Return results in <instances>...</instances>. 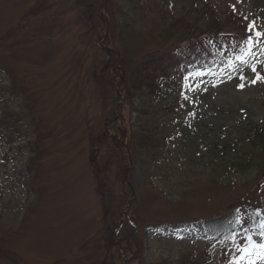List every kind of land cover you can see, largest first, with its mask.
<instances>
[{
    "label": "rangeland",
    "instance_id": "rangeland-1",
    "mask_svg": "<svg viewBox=\"0 0 264 264\" xmlns=\"http://www.w3.org/2000/svg\"><path fill=\"white\" fill-rule=\"evenodd\" d=\"M49 1L33 21L48 35L36 39L21 19L36 0H0V264H264L253 228H233L235 254L207 231L245 201L264 218V151L250 141L264 126V46L249 60L257 72L209 69L202 57L186 78L145 81L130 61L115 125L124 136L148 129L159 147L118 157L90 149L110 108L92 78L99 52L74 0ZM115 4L130 60L153 48L187 54L198 33L244 37L253 22L264 32V0Z\"/></svg>",
    "mask_w": 264,
    "mask_h": 264
},
{
    "label": "trees",
    "instance_id": "trees-1",
    "mask_svg": "<svg viewBox=\"0 0 264 264\" xmlns=\"http://www.w3.org/2000/svg\"><path fill=\"white\" fill-rule=\"evenodd\" d=\"M74 2L75 8L79 11L78 20L81 30L82 32L85 31V35H89L88 40L94 45V49H97L101 58V60H99V63H101L99 69H94L92 72V78L98 89L97 93H99L100 96L99 99L105 102L106 107H110L108 111H105L98 137L91 139V151H94V149L96 151H101L104 147L105 151H112L118 157H120L121 153L123 158H125L126 156H132L134 151H154L159 147L158 141L153 140L152 134L148 129L130 131V135L124 136L120 132L121 128L115 125V122L119 120V112L126 96H124V94H126L124 92L127 76V73H125L126 66L137 62L139 67H136L139 68L141 72L142 70L143 72L145 71V78H143L145 81H149L150 75L154 73L166 80H171L175 75H178L181 79L184 78L185 68L190 70L192 66L201 60L205 61L207 68L215 69L220 61L228 66H232L240 64L237 59L238 56L243 54L245 58H248V54L243 53L245 47L244 41L249 35H253V33H249L246 28L244 37L224 34L219 31L195 34L190 38L187 54L180 53L179 50L172 48L165 51L153 48L152 52L147 51L130 60V56L124 51L126 41L123 31L125 29L118 28L115 18V0H74ZM202 5L203 8L207 6L205 3H202ZM49 6H53L49 0H36L31 6L32 10H29L21 17V19H25L28 22L32 20V23L30 24L29 22L26 26L29 27L27 33L29 32L30 35L33 34V37L36 39L48 35L49 28L40 29V36L36 35L33 27L34 17L37 15H39L38 17L43 16L40 14ZM200 6L201 4H197V8H195L196 15L198 13L199 15L202 14V12L198 10ZM206 14L207 13L203 12V16ZM41 19L45 21L44 18ZM42 20H40V22ZM80 21H82V23H80ZM213 22L214 24H218L216 19L213 20ZM20 29L21 26H14L13 29L10 30L9 36ZM115 33L119 35L118 38L114 37ZM110 34L113 35V39L108 38ZM109 44H111V47H109ZM256 48H253L252 52H254ZM202 50L205 51L202 52ZM202 57L204 58L201 59ZM105 72L106 75L104 74ZM130 74H132L133 78L136 77L139 79L140 77V74L135 73L134 75L132 71ZM108 84H110V91L112 94L114 93L113 96L108 95L107 92L103 93L107 89L106 87ZM251 134L250 141L253 145L264 151V126H255ZM126 139H128V141H126ZM245 165L247 166L248 163H244L243 167ZM122 195L119 202L123 199ZM124 203L122 202L121 205ZM247 204L246 201L241 202L240 207L244 206V213L241 214L239 210H237L241 215H236L230 220L228 218L222 219V221L219 222V228L208 226L207 231L211 235L210 237H214L217 241H228L232 243L235 242L234 240L236 238L233 228L238 232L242 228H246V226L254 227L258 232L263 233L264 218L260 215H255L252 205L248 207ZM120 208H122V206ZM248 208L251 210V214L246 211ZM243 218L244 221H242ZM131 226L134 227L132 222Z\"/></svg>",
    "mask_w": 264,
    "mask_h": 264
},
{
    "label": "snow or ice",
    "instance_id": "snow-or-ice-1",
    "mask_svg": "<svg viewBox=\"0 0 264 264\" xmlns=\"http://www.w3.org/2000/svg\"><path fill=\"white\" fill-rule=\"evenodd\" d=\"M255 29H256L255 22H253L251 25H249L248 31L250 33L254 32V36L249 35L244 41L245 47L243 49V53H247L248 58H245L243 54L241 56L237 57L240 64L249 65L253 72H257V69H256L255 65H252L249 63L250 58L255 55V53L252 52V49L258 47L261 44L260 38L264 37V32H261V31L255 30ZM232 67L234 70H238V65H232ZM241 79H243V76H241ZM256 79L264 81V76H261V75H259V73H257ZM254 82H255V80L253 81V83ZM241 87H243V85H241Z\"/></svg>",
    "mask_w": 264,
    "mask_h": 264
}]
</instances>
